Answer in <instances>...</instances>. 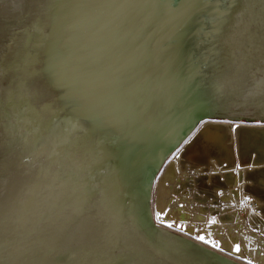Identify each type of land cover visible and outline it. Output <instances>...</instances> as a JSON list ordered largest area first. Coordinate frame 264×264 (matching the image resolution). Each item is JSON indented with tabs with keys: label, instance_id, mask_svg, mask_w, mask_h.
<instances>
[{
	"label": "water",
	"instance_id": "1",
	"mask_svg": "<svg viewBox=\"0 0 264 264\" xmlns=\"http://www.w3.org/2000/svg\"><path fill=\"white\" fill-rule=\"evenodd\" d=\"M219 1L0 0V264H239L150 210Z\"/></svg>",
	"mask_w": 264,
	"mask_h": 264
},
{
	"label": "bare ground",
	"instance_id": "2",
	"mask_svg": "<svg viewBox=\"0 0 264 264\" xmlns=\"http://www.w3.org/2000/svg\"><path fill=\"white\" fill-rule=\"evenodd\" d=\"M214 16L216 18H213L203 48L202 88L209 110L198 124L209 119L219 122V120L225 121L224 119L237 121L243 118L249 121L259 120L264 122V109L256 110L243 106V97L247 88L251 86L257 71L264 69V0H220ZM249 71H253L248 82L249 86L242 87V79ZM239 97H241V101ZM245 126L235 125L230 127L227 124L203 123L182 160L183 163H188L199 169H206L207 166H200L194 162L199 161L201 164L207 163L209 165L213 161L220 168L222 164L228 167L233 165L237 155L239 169H244L245 187L248 186L252 194L249 201L256 203L258 198H264V128L260 126L255 130L246 129ZM175 150L165 158L155 178ZM176 157L175 163L170 166L158 183L161 190L155 207L157 218L164 226L168 223L174 224V222L177 224L179 221H185L187 224L194 222V210L183 206L180 200L171 199L169 196L172 186L178 185L177 179L184 176L181 158ZM234 175L228 171L225 175V181L222 183H233ZM219 182L218 180L217 183ZM247 182L248 184H246ZM261 202L264 204L263 201ZM243 208L245 212L244 219L255 209L252 204H245ZM213 220L214 218L206 222H197L194 230L193 228L189 229V225L179 226L183 228L185 235L191 233L194 238L169 231L170 229L167 230L156 225L155 221L154 225L202 246L198 243L199 237L204 236L207 240L209 236L217 231L218 227L212 225ZM219 225L221 226V224ZM221 231L226 232L227 227H223ZM225 234L227 235V233ZM214 244L221 247L227 245L219 238L212 240V245ZM254 244L253 241L249 240L247 246L250 248V252L246 251L243 255L254 263H263L264 259L260 256L261 252L253 249L256 246ZM232 250L236 253L235 249L230 248V251ZM242 252L239 251L241 255Z\"/></svg>",
	"mask_w": 264,
	"mask_h": 264
},
{
	"label": "rangeland",
	"instance_id": "3",
	"mask_svg": "<svg viewBox=\"0 0 264 264\" xmlns=\"http://www.w3.org/2000/svg\"><path fill=\"white\" fill-rule=\"evenodd\" d=\"M214 17L216 18V16ZM224 120L225 121L219 120L218 122L217 120L209 119L207 121H204L203 123L206 124L213 122L217 125L227 124L230 127L235 125L236 126L246 125L244 128L255 129V130L260 128V126L261 128H264V122L259 120L249 121L248 119H243V118L237 121H233L229 119H224ZM203 123L198 124L196 128L183 140V141H187L188 143L186 144L182 142L179 145V147L173 153L174 156L173 155L170 156L169 160L166 161V163L161 168V171L153 181L151 188V200H150V210L152 213L153 221H155V224L158 226H161L167 230L170 229L169 231L180 234L182 236H188L194 238L193 234L191 233L190 234L186 233L185 235V231L182 230L183 228L179 226L189 225V229L193 228L194 230L197 222H206L208 220L210 221L211 218L214 219L216 218L215 220L217 223L212 224L214 227L216 228L218 227L216 233L212 234V236H209L210 238L208 237V239L205 241L199 240L198 241L199 244L206 247L210 251L212 250L213 252L221 256H224L226 258L228 257V259L235 261L239 264H249V261L251 262V264H263L264 262L254 263L252 260L248 259L243 255L244 253H246V251L250 252V248L247 245L249 240H251L253 241V243L256 244L255 248L253 247L254 251L261 252L260 253L261 255L260 254L259 255L261 256V258L264 259V213H263L264 204L261 202V201L264 202V198H258L256 203L253 201H249V197H251L252 194L249 190V187L248 186L245 187L244 184L245 181L243 177L244 169L242 168L239 169V161H238L239 159L237 155L235 156L233 165H230L229 167L226 166L225 164H222L220 165V168H218L213 163V161L210 162V164L207 166L206 169L205 168L199 169L188 163H183L182 160L184 157L183 152L185 151L189 143L192 142L194 137L197 135ZM185 144L186 146L184 147ZM178 154L180 155L178 156ZM176 155L178 158H181V161L183 163L182 172L185 177L181 176L180 178L177 179L178 185L172 186L171 192L169 191V196L171 199L180 200L183 206H186L194 210V216H193L194 222L188 224L185 221H179L177 222V224L176 222H174L173 227L168 228L167 226L162 225L161 222L158 220L155 204L157 206V199L160 195V190H161L158 183L162 179L163 175L170 168V166L173 163H175ZM228 171L231 172L232 175H234L235 173H237L238 175L237 174L234 175L233 183H222L225 181V175L228 173ZM218 180L220 181L219 183H217ZM246 184H248V182ZM158 188L160 189L158 190ZM167 198L169 199V197ZM244 203L250 205L252 204V206H254L255 208L246 219H244L245 217V212L243 208V205H245ZM155 218L157 219V222ZM219 224H221V226ZM223 227H227L226 232L221 231ZM225 233H227V235ZM214 238L222 239L223 242H226L227 245L224 247L221 246L213 247L212 240ZM237 244L240 246L241 252L244 251L242 252V255L239 252L235 253L234 250L230 251V248L235 249L234 247Z\"/></svg>",
	"mask_w": 264,
	"mask_h": 264
},
{
	"label": "clouds",
	"instance_id": "4",
	"mask_svg": "<svg viewBox=\"0 0 264 264\" xmlns=\"http://www.w3.org/2000/svg\"><path fill=\"white\" fill-rule=\"evenodd\" d=\"M10 2L15 11H25L27 0H10ZM243 106L256 110L264 109V69L257 71L251 86L247 88L243 97Z\"/></svg>",
	"mask_w": 264,
	"mask_h": 264
},
{
	"label": "snow or ice",
	"instance_id": "5",
	"mask_svg": "<svg viewBox=\"0 0 264 264\" xmlns=\"http://www.w3.org/2000/svg\"><path fill=\"white\" fill-rule=\"evenodd\" d=\"M180 3H182V0H180ZM179 3V4H180ZM253 71H249L242 79V87H247L249 86V80L251 79V74H252ZM240 101H241V97H239ZM183 143H187V141H183ZM2 168H3V165H2V162H0V178H2ZM213 224L216 223L215 219L212 221ZM168 228H172L173 227V224L172 223H168L166 225ZM183 230V229H182ZM155 239H159V236L158 234L154 236ZM199 239L201 241H205L206 238L204 236H200ZM213 247H217V245H213ZM235 251L236 252H239L240 251V246L237 244L235 246ZM249 264H251V262L249 261Z\"/></svg>",
	"mask_w": 264,
	"mask_h": 264
}]
</instances>
